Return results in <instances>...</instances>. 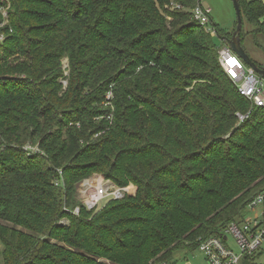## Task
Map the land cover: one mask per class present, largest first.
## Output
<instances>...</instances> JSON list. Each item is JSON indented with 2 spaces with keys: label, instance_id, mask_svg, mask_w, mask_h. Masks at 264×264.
<instances>
[{
  "label": "trees",
  "instance_id": "obj_1",
  "mask_svg": "<svg viewBox=\"0 0 264 264\" xmlns=\"http://www.w3.org/2000/svg\"><path fill=\"white\" fill-rule=\"evenodd\" d=\"M9 1L1 264L168 263L264 196V109L239 95L191 17L201 0ZM238 1L242 48L264 52V5ZM92 174L132 182L135 196L72 214Z\"/></svg>",
  "mask_w": 264,
  "mask_h": 264
},
{
  "label": "built area",
  "instance_id": "obj_2",
  "mask_svg": "<svg viewBox=\"0 0 264 264\" xmlns=\"http://www.w3.org/2000/svg\"><path fill=\"white\" fill-rule=\"evenodd\" d=\"M170 8L181 10V7L171 4ZM9 7L0 8V43L12 32L8 28ZM210 11L201 5L190 10L191 17L211 36L215 35L210 31L208 24ZM7 29V30H6ZM218 62L237 88L239 95L252 106L264 109V82L241 59H239L229 47L223 46L218 49ZM110 94L106 99L109 100ZM250 115L237 113L239 122H242ZM78 206L70 212L78 215L80 207L87 211L99 210V204L103 200H120L127 195H133L132 186L119 187L104 178H86L80 182L77 190ZM264 196L257 195L248 205L244 216L237 218L234 222L225 227L220 236H210L199 239L197 249L203 255L206 264H264V211L262 209ZM261 209V218L250 214ZM232 239V245L228 243Z\"/></svg>",
  "mask_w": 264,
  "mask_h": 264
},
{
  "label": "rangeland",
  "instance_id": "obj_3",
  "mask_svg": "<svg viewBox=\"0 0 264 264\" xmlns=\"http://www.w3.org/2000/svg\"><path fill=\"white\" fill-rule=\"evenodd\" d=\"M200 3H201L202 7L206 6L212 12L210 15V17L212 18V23H210V25H209L210 31H213V25L212 24L215 25V28L217 31L216 32L217 34L212 36L213 43L216 44V46H218L219 48L225 46L224 43L221 44V37H224L227 34H229L228 36H230L234 32V27L236 24V14H235V10H234V7H233L231 0H201ZM1 7H2V9H5L7 7L11 8L10 1L9 0H0V8ZM245 28L247 30L250 27L247 25V26H245ZM259 38L263 40L261 43L263 44V47H264V37L259 36ZM243 45H244L243 47L246 50L248 56L255 59L257 62L262 63V65L264 67V52L261 49L259 50V48L258 49L255 48L252 45L250 39H245V42ZM61 71H62L63 75L59 81H60L62 87L64 89H66L67 77L69 74L68 60L66 58L62 59V61H61ZM263 82H264V80H263ZM90 177L95 178V179L104 178L100 174H92ZM107 180H109L111 183L116 185L110 179H107ZM125 186H132V188H134L135 192L133 193V195H129V196L134 197L135 193H136L135 185L132 182H128L127 185H125ZM76 199H77V192H76ZM109 201H110L109 199L103 200L99 204V208L104 207ZM261 212H262L261 209L256 210L250 214V217L253 218L256 215H258L261 218ZM63 223L66 224L67 222L63 221ZM228 243L230 245H232L233 244L232 239L229 238ZM1 251H2V245L0 244V264L2 263ZM98 261H100L101 263L102 262L106 263V261L104 259H100ZM153 264H206V262L203 259L202 253L200 251H198L197 249H194L193 251L188 250V249H183V250L177 251L168 263L157 262V263H153Z\"/></svg>",
  "mask_w": 264,
  "mask_h": 264
},
{
  "label": "water",
  "instance_id": "obj_4",
  "mask_svg": "<svg viewBox=\"0 0 264 264\" xmlns=\"http://www.w3.org/2000/svg\"><path fill=\"white\" fill-rule=\"evenodd\" d=\"M235 14H236V26L234 33L230 39H227L226 42L229 45L231 51L243 61V63L251 69L258 77L264 80V68H259L244 51L240 44V33L242 29V20L240 14V7L238 0H231Z\"/></svg>",
  "mask_w": 264,
  "mask_h": 264
},
{
  "label": "crops",
  "instance_id": "obj_5",
  "mask_svg": "<svg viewBox=\"0 0 264 264\" xmlns=\"http://www.w3.org/2000/svg\"><path fill=\"white\" fill-rule=\"evenodd\" d=\"M246 1H253V0H246ZM260 2L264 5V0H260ZM203 7H204V8H207V9L210 11V9H209L208 7H206V6H203ZM211 13H212V12L210 11V13H209V18L212 20V18L210 17ZM251 59L254 60L256 63L262 65V63L257 62L255 59H253V58H251Z\"/></svg>",
  "mask_w": 264,
  "mask_h": 264
}]
</instances>
